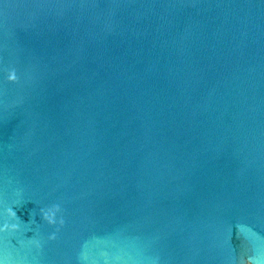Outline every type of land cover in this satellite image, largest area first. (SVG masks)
I'll return each instance as SVG.
<instances>
[{"label":"water","instance_id":"water-1","mask_svg":"<svg viewBox=\"0 0 264 264\" xmlns=\"http://www.w3.org/2000/svg\"><path fill=\"white\" fill-rule=\"evenodd\" d=\"M0 264H264V0H0Z\"/></svg>","mask_w":264,"mask_h":264}]
</instances>
